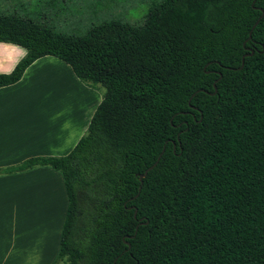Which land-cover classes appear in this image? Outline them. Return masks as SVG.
I'll use <instances>...</instances> for the list:
<instances>
[{"label":"trees","instance_id":"1","mask_svg":"<svg viewBox=\"0 0 264 264\" xmlns=\"http://www.w3.org/2000/svg\"><path fill=\"white\" fill-rule=\"evenodd\" d=\"M0 42L25 49L0 87L44 55L103 87L66 154L0 168L60 173L52 264H264V0H160L80 35L0 14Z\"/></svg>","mask_w":264,"mask_h":264},{"label":"crops","instance_id":"2","mask_svg":"<svg viewBox=\"0 0 264 264\" xmlns=\"http://www.w3.org/2000/svg\"><path fill=\"white\" fill-rule=\"evenodd\" d=\"M24 54L23 47L0 42V73H8ZM100 99L101 92L81 83L60 59H35L18 81L0 87V168L66 154ZM66 207L62 177L50 167L0 175V264L11 253L12 230L18 261L52 264Z\"/></svg>","mask_w":264,"mask_h":264},{"label":"rangeland","instance_id":"3","mask_svg":"<svg viewBox=\"0 0 264 264\" xmlns=\"http://www.w3.org/2000/svg\"><path fill=\"white\" fill-rule=\"evenodd\" d=\"M158 1L160 0H0V14L19 15L43 22L61 33L80 35L90 25L110 18L138 24ZM97 89L103 92V87L98 86ZM16 238L12 230L11 253L4 264H29L27 258L26 262L23 259L18 261ZM26 248L29 249L30 246ZM54 264L66 263L59 260Z\"/></svg>","mask_w":264,"mask_h":264},{"label":"water","instance_id":"4","mask_svg":"<svg viewBox=\"0 0 264 264\" xmlns=\"http://www.w3.org/2000/svg\"><path fill=\"white\" fill-rule=\"evenodd\" d=\"M262 15V11L260 12V15L258 16V18L257 19H259L260 18V16ZM256 22H257V20L253 23V25L251 26V28L256 24ZM251 28L249 29V31H248V35H247V38H249V36H250V31H251ZM252 54V50H249L247 53H245V54H243L242 55V57H241V63H240V66L239 67H241L242 66V61H243V57L244 56H249V55H251ZM213 87H214V85H213ZM161 153V152H160ZM160 153L158 154V156L156 157V159L142 172V174H140L139 176H138V179H141L144 175H145V173L147 172V170H149V169H151L154 165H155V163L157 162V160H158V158H159V156H160ZM135 215V210H134V212H133V216ZM127 246H128V243H127Z\"/></svg>","mask_w":264,"mask_h":264}]
</instances>
